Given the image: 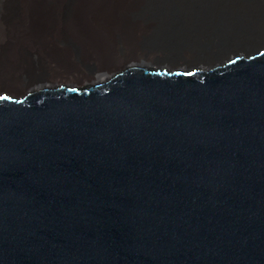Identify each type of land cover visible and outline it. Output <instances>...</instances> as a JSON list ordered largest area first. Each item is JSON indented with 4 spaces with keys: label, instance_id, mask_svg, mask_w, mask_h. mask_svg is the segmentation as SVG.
I'll return each mask as SVG.
<instances>
[{
    "label": "water",
    "instance_id": "95a60500",
    "mask_svg": "<svg viewBox=\"0 0 264 264\" xmlns=\"http://www.w3.org/2000/svg\"><path fill=\"white\" fill-rule=\"evenodd\" d=\"M11 102L0 264H264V58Z\"/></svg>",
    "mask_w": 264,
    "mask_h": 264
},
{
    "label": "bare ground",
    "instance_id": "6f19581e",
    "mask_svg": "<svg viewBox=\"0 0 264 264\" xmlns=\"http://www.w3.org/2000/svg\"><path fill=\"white\" fill-rule=\"evenodd\" d=\"M124 9L161 14L164 36L131 54V43L115 36ZM25 54L37 59L42 76L19 81L31 68ZM263 58L264 0H0V97L11 105L60 91H102L141 68L166 78H204ZM137 60L142 65L96 80Z\"/></svg>",
    "mask_w": 264,
    "mask_h": 264
},
{
    "label": "rangeland",
    "instance_id": "374dc122",
    "mask_svg": "<svg viewBox=\"0 0 264 264\" xmlns=\"http://www.w3.org/2000/svg\"><path fill=\"white\" fill-rule=\"evenodd\" d=\"M148 2H149V0H148ZM124 11H125L124 13L120 14L116 18L115 36L122 44L131 43V49H130L131 54L136 52L134 50H133L134 51L133 52L132 49H134V48H136V49L139 48L141 50L145 49V45L147 43H149L150 41H153L155 39H159L160 37L164 36L165 31H164V26L162 25V23L164 21V19H163L164 17H162L161 14H158L157 12L153 13L150 11L146 12V10H141V11L140 10H134L132 12H126V9H124ZM150 21H152V23H150ZM65 44L67 45L66 42H65ZM68 48L70 49V52L72 53V55H75L77 53L76 47L68 44ZM124 52H123V50H121L119 53H124ZM25 58L28 61V63L31 65V68H30V70L26 76H22L19 78V81H23V80H25V78L27 79V77H29V78L31 77L30 79H33V78H36V77L38 78V77L42 76L43 71L38 67V65L36 63L37 59H35L34 56L29 55V54H25ZM190 61H192V59H188V62H190ZM142 62L143 61H141V60H137L135 63L134 62H127L126 65H123V66L117 68L116 70H114L113 72H111L110 74H108L104 77H100L96 80H100L102 78H108V77L118 73L119 71H121L123 68H125L127 66L142 65L141 64ZM153 62H155V60H153L149 64H152ZM143 64H145V63H143ZM90 69H91L90 66H85L86 71H89ZM49 80L50 79H47V81H46V79H45V82H46L45 85H49L51 83L50 82L51 80L50 81ZM52 83H54V82H52ZM64 83H69V82H64ZM78 84H79L78 86L81 87V86H83L84 83L80 82ZM33 86H34V84L28 85V87L21 89L20 91H18L19 93L18 92L17 93L19 95L24 94L27 90L35 88ZM63 86H66V85H63ZM7 93L13 97H16L15 94H12L9 92H7Z\"/></svg>",
    "mask_w": 264,
    "mask_h": 264
}]
</instances>
